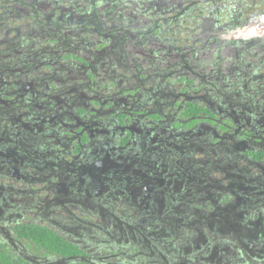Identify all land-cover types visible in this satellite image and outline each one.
<instances>
[{
	"label": "flooded vegetation",
	"instance_id": "obj_1",
	"mask_svg": "<svg viewBox=\"0 0 264 264\" xmlns=\"http://www.w3.org/2000/svg\"><path fill=\"white\" fill-rule=\"evenodd\" d=\"M0 255L264 264V0H0Z\"/></svg>",
	"mask_w": 264,
	"mask_h": 264
},
{
	"label": "rangeland",
	"instance_id": "obj_2",
	"mask_svg": "<svg viewBox=\"0 0 264 264\" xmlns=\"http://www.w3.org/2000/svg\"><path fill=\"white\" fill-rule=\"evenodd\" d=\"M46 12H48V11H50V9L48 8V7H46L45 9H44ZM26 30H23L22 32L24 33ZM153 42H155L156 43V41H154L153 40ZM230 48V47H229ZM142 57H143V59H144V56L142 55ZM207 61H210V59H209V57L207 58ZM210 67V66H209ZM174 193H176V190H174ZM173 198H174V196L172 195L171 196V201L173 200ZM173 202V201H172ZM173 204H175V205H177V202L176 203H173ZM108 220H109V223L111 224V226H113V227H111L110 229L111 230H115V229H117L116 228V226H115V224H118V226H119V229H118V232L120 233V232H124L125 230H127L128 229V226H127V224L125 223V222H121V221H118V219H116L115 217H114V215L113 214H111V213H109L108 214ZM98 226V225H97ZM98 228V227H97ZM125 229V230H124Z\"/></svg>",
	"mask_w": 264,
	"mask_h": 264
},
{
	"label": "trees",
	"instance_id": "obj_3",
	"mask_svg": "<svg viewBox=\"0 0 264 264\" xmlns=\"http://www.w3.org/2000/svg\"><path fill=\"white\" fill-rule=\"evenodd\" d=\"M45 236L47 238V241L51 242V241H57L58 240V236L51 232V231H47L44 233ZM55 251H58V252H62V253H71L73 252L72 249L68 248L67 246L63 245L62 248H58V249H55ZM0 264H9L7 261H6V257L0 255Z\"/></svg>",
	"mask_w": 264,
	"mask_h": 264
}]
</instances>
